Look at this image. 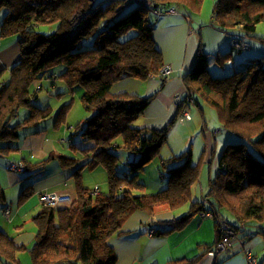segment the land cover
<instances>
[{
    "label": "trees",
    "instance_id": "16d2710c",
    "mask_svg": "<svg viewBox=\"0 0 264 264\" xmlns=\"http://www.w3.org/2000/svg\"><path fill=\"white\" fill-rule=\"evenodd\" d=\"M204 1L0 0V9L6 10L0 36H17L21 50L8 78L0 72V150L9 152L13 148L9 143L19 138L21 129L36 127L51 115L52 107L35 104L38 94L32 84L47 74L49 78L59 76L71 90L77 84L83 87L82 103L92 113L85 123L75 126L85 144L71 143V147L85 157L91 156L85 165L90 170L99 166L106 169L109 189L96 194L94 188L86 187L84 166L78 167L73 202L64 207L43 206L33 218L37 233L31 247L18 246L0 229V263L22 264L20 253L28 252L32 264H117L118 255L109 239L121 235L137 211L148 213L155 224V208L160 206L186 211L173 220L172 229L182 227L193 214L200 216L202 210L214 212L218 240L207 248V253L217 250L221 241V221L229 222L238 235L240 231L245 233L238 223L264 226V53L234 64L235 52L243 48L230 42L227 50L215 58L203 49L199 51L195 66L182 77L186 86L183 93L188 92L194 103L184 99L177 108V120H181L184 108L190 111L198 106L202 112L214 109L221 135L226 137L219 139L217 132L213 148L204 150L196 160L192 150L163 159L164 167L175 166L168 185L155 193L144 192L139 172L163 148L174 121L163 128L141 125L139 119L156 94L142 97L112 91L120 79L146 80L165 65L154 36V9L180 10L192 21L200 14ZM212 13L213 26L232 38L241 37L249 45L251 38L264 43V36L258 32L264 23V0H216ZM57 65L64 66L59 74L53 71ZM215 65L223 71L213 72ZM71 105L63 104L55 127L66 124ZM22 108L28 110L23 118L19 114ZM190 115L192 119L191 111ZM116 147L137 156L130 164L131 172L122 175L117 171ZM58 158L67 168L81 161L64 155ZM215 160L218 169L208 179L205 196L202 169ZM42 163H28L26 167L34 174L35 166ZM195 189L197 199H193ZM4 202L6 192L0 184V203ZM247 236H241L246 237L244 246L249 241ZM202 256L168 264H195Z\"/></svg>",
    "mask_w": 264,
    "mask_h": 264
},
{
    "label": "crops",
    "instance_id": "0c3cea01",
    "mask_svg": "<svg viewBox=\"0 0 264 264\" xmlns=\"http://www.w3.org/2000/svg\"><path fill=\"white\" fill-rule=\"evenodd\" d=\"M215 1L205 0L202 6V12L211 10L208 21L199 15L194 18L195 20L190 21L180 10L167 12L161 16H152L154 17L156 45L163 53L165 64H171L173 67V74L166 81L159 76L151 75L146 80L123 78L112 86L114 93L129 92L142 97L156 94L141 116L140 124L152 128H163L174 121L169 141L172 142L174 139L178 147L181 146L180 149H184L183 152L192 150L195 160L201 156L204 150L213 148L214 135L217 132H219L217 135L219 139H221L220 137L225 138L226 134L221 135L217 113L206 108L207 114L210 112L211 116L206 120L205 111L202 112L198 106L190 108V111H193L192 119L178 125L174 95L186 90L182 77L185 72L192 70L195 66L201 49L205 50L206 47H210L212 52L208 54L212 58H215L219 52L227 50L228 42L232 36L212 24V9ZM2 16L0 21L3 19ZM194 22H197L198 25H193ZM206 31L207 46L204 44V32ZM259 36H264V26L259 30ZM9 37L0 36V72L4 71L5 78H8L9 69L21 56L17 36H14L15 39L13 36ZM250 42L251 45L247 48L235 52L234 64L263 55L264 43L256 38H251ZM244 52H247L248 55H242ZM238 58L239 62L236 61ZM223 69L215 65L213 72L219 73ZM65 92L68 93L69 88L65 89ZM81 96L80 102H82ZM65 99L59 106L69 102L68 97ZM59 106L57 104L54 106L57 109L54 110L55 115L52 116L51 113L49 116L53 118L51 121H46L48 117L40 121L36 127L21 129L19 138L9 143L14 149L12 148L9 152L0 150V184L6 192V202L0 203V229L12 236L18 246L31 247L35 241L37 226L33 218L43 208L40 193H67L74 198L76 195L74 173L78 167L84 166L82 178L85 186L87 184L94 188L98 185L101 192L108 190L106 169L99 166L95 170H90L85 165L91 156L85 157L81 152H75L71 147V143L78 146L85 144L84 136L81 131L76 130L75 126L78 123H85L92 113L86 109L83 103L76 105L73 103V106H70L66 122L68 127L72 128L71 131L74 130L72 133L69 132L68 127L65 130L55 127ZM178 126H181L182 129ZM199 127L202 134L196 136ZM76 134L81 137L80 143L74 138ZM190 138L193 140L190 141ZM66 139L70 141V145L67 147L65 146L68 143ZM60 146L62 147L60 148ZM174 149L172 151L175 153L181 151ZM59 155L81 158V161L74 167L67 168L58 158ZM45 160L47 161L45 162ZM11 161L22 162L26 166L28 163L31 165L43 163L35 166L33 174L31 168L25 172L9 170L7 166ZM216 162L215 160L211 166L206 163L202 169L201 186L205 196L208 179L214 177L218 169ZM5 206L11 208L10 219L3 214ZM185 213L184 209L172 210L168 206H160L155 208L157 222L152 224L148 213L137 211L124 225L123 233L109 239V244L118 255L117 264H168L171 261L190 260L202 254V258L195 264H248L244 251H241L243 248H238L237 252H239L234 254L211 255L210 251L207 253V248L218 240L217 225L213 218H202L198 214H193L182 227L172 229L173 220ZM238 225L241 226L240 229L245 230L244 234L240 231L239 235L249 236H247L249 241L245 246L246 249L253 252L259 263H264V226L260 228V226H248L242 223H238ZM152 229H155L157 233L150 234L149 231ZM20 259L22 264H32L28 252H21Z\"/></svg>",
    "mask_w": 264,
    "mask_h": 264
},
{
    "label": "rangeland",
    "instance_id": "374dc122",
    "mask_svg": "<svg viewBox=\"0 0 264 264\" xmlns=\"http://www.w3.org/2000/svg\"><path fill=\"white\" fill-rule=\"evenodd\" d=\"M134 4L135 3H132L131 6H133ZM5 12H6L5 8L0 9V17L2 15H4ZM210 12H211V10L210 11L207 10L206 12L205 11L202 12V10H201V12L199 14V17H201L204 20L207 19V21H208L209 20V16H210ZM151 20L153 22L154 17H151ZM0 22H2V19H1ZM195 24L198 25L197 22L196 23L195 22L193 23V25H195ZM0 25H1V23H0ZM263 26H264V24H261L259 26L258 32L261 29V27H263ZM44 30H46V29H44ZM8 38H10V37H8ZM13 39H15L14 36H13ZM204 42H205L204 44L207 46V31L204 32ZM211 50L212 49H210V47H206L205 50H204V52L205 53H210V52H212ZM246 53L247 52H244L242 55H248ZM236 61L239 62L240 59L238 58ZM239 64H241V63H239ZM63 68H64L63 65H57V66L54 67V70L53 71L55 73H58L59 74L63 70ZM160 71H159V73H160ZM3 77H4V71H3ZM39 86H41V89L40 90H37L39 88ZM68 88H69V92L66 93L65 92V89L68 90ZM70 88L71 87L66 83V80H64L63 78H61L59 76L58 77L55 76V78H49V76L47 74L46 77H44L43 79H41L39 81H36V82H34L32 84V89L33 90H36L37 91V94H38V96L36 97V99H34V102H35L36 105H38L40 107H43V108H46L48 106L52 107V116H53V115H55V111L54 110L57 109L54 106L56 104H57V106H59L60 104H62L66 100L65 99L66 97L69 98V102H66V103H70V101H72V106H73V103H75V105L76 104H79V103H82V102H80V96L82 95V93L84 91L83 87L81 85L77 84V85H75V87H74L73 90H71ZM80 92H82L81 95H80ZM62 106H59L58 107L59 109H58V112L56 113V117H58V115L61 113ZM27 111H28L27 108H22L21 111H19V114H21L20 117L23 118V115H26L27 114ZM204 111H205V115H206V117H205L206 120H207V117L208 118L209 117L211 118L210 112L207 114V109L204 110ZM212 111H214V113H215V110L214 109L211 110V112ZM191 113H193L192 110H191ZM52 119H53L52 117H49L48 119H46V121L49 122ZM140 120H141V118L139 119V121ZM177 124L178 125H181L182 124L180 119L177 120ZM67 127H68V125L66 123V124L60 126L59 129L62 128V129L65 130V128H67ZM178 127L182 129L181 126H178ZM68 128H69V132H72V133L74 132V130L71 131L72 128H70V127H68ZM199 134H202L200 127L197 130L196 136H198ZM171 135H172V132L170 131L169 134H168V139H167L166 143L164 144L163 148L158 152V154L155 156V158L152 160V162H150L144 168L143 171L139 172L140 181L145 184V189H144V192L145 193H155V192H158V191L162 190L163 188H165L168 185L169 178H170V174H171V168L173 166H175V165H172L170 167H164V165L162 164V160L163 159H168L169 157L174 156V154L175 155H179V154H181V152H183L182 150H184V149H180L181 146L178 147V145L175 143L176 141L174 139H172V142L169 141ZM74 138L79 143L81 142V137L79 135L76 134L74 136ZM66 140L68 141V143L65 144V146L67 147L68 145H70V141H69V139H66ZM192 140H193V138H190V141H192ZM200 141L202 143V140L201 139H200ZM61 147L62 146H60V148ZM171 148L172 149L175 148L174 150H178L179 149L181 151L175 153V152L172 151ZM182 148H184V147H182ZM114 151L119 155V160H118V162L116 164L117 171L119 173H122V175L125 174V172H127V173L128 172H131L130 164L135 159H137V156H135L132 153H129L126 150H124L122 148H119V147L118 148L117 147L114 148ZM102 169H105V168H102ZM106 184L108 185V181H107ZM86 187L93 189L92 187L87 186V184H86ZM108 190H106V191H108ZM75 194H76V189H75ZM195 198L197 199V191H196V189L194 190V193H193V199H195ZM189 205H187V206H189ZM42 206H43V204H42Z\"/></svg>",
    "mask_w": 264,
    "mask_h": 264
},
{
    "label": "built area",
    "instance_id": "2783aa9c",
    "mask_svg": "<svg viewBox=\"0 0 264 264\" xmlns=\"http://www.w3.org/2000/svg\"><path fill=\"white\" fill-rule=\"evenodd\" d=\"M174 10H168L167 12H173ZM167 12H163L157 9L153 10L154 15H161ZM230 45L236 46L237 48H247L249 46V43H245L241 37L232 38L229 41ZM171 74H173V67L171 64H165L160 73L154 74L155 76L159 77H166L168 78ZM184 99H187L188 102L194 103V98L187 92V93H181L177 92L174 95V103L176 107H180L182 105V102ZM190 111L187 109H182L181 114V121L183 122L185 119H190ZM7 168L11 171H18V172H25L27 170V167L22 162H15L11 161ZM94 192L96 194H99L100 187L98 185L95 186ZM40 200L43 206H54V207H64L68 206L73 202V197L67 193H58V192H42L40 193ZM3 214L5 217L10 218L11 216V208L9 206H5L3 209ZM200 216L202 218H213L215 216V213L212 211H200ZM220 231L223 234L221 241L217 247V250L210 251L209 253L211 255H217L218 253H221L226 250L235 251L237 252L238 248H243L245 252V257L247 259L248 264H259L257 257L253 254L252 251L246 249L244 246L246 243V237H241L238 235L237 231L233 228V226L226 221L220 222ZM155 230H151L150 234H154ZM245 247V248H244ZM264 264V263H263Z\"/></svg>",
    "mask_w": 264,
    "mask_h": 264
},
{
    "label": "water",
    "instance_id": "95a60500",
    "mask_svg": "<svg viewBox=\"0 0 264 264\" xmlns=\"http://www.w3.org/2000/svg\"><path fill=\"white\" fill-rule=\"evenodd\" d=\"M157 6V5H156Z\"/></svg>",
    "mask_w": 264,
    "mask_h": 264
}]
</instances>
